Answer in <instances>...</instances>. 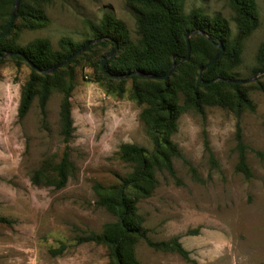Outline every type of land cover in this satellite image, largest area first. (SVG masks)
<instances>
[{"label":"rangeland","instance_id":"1","mask_svg":"<svg viewBox=\"0 0 264 264\" xmlns=\"http://www.w3.org/2000/svg\"><path fill=\"white\" fill-rule=\"evenodd\" d=\"M254 1L258 25L243 41L241 62L232 69L240 79L253 76L255 52L264 40V0ZM195 7L226 18L234 33L227 0L182 2L184 12ZM43 10L48 22L30 29L19 27L17 44L45 37L56 48L61 36L82 42L89 38L85 20L95 23L105 11L123 21L135 37L134 10L124 0H51ZM27 74L26 64L17 69L6 60L0 66V216L11 220L9 224L0 222V264H105L108 256L104 245L75 243L74 235L83 230L99 231L104 222L114 221L113 215L95 205L92 187L95 183H115L130 170V165L118 158L120 143L151 150L146 127L138 117L142 105L129 98L128 79L117 96L113 90L107 91L104 81L92 80V68L80 61L74 67L72 132L67 142L73 170L59 189L33 184L31 172L45 162H58L65 143L59 132L60 94L56 91L46 101L44 124L36 98L17 120L19 89ZM262 75L243 83L253 110L243 109L238 118L217 105L204 107L202 115L191 110L180 112L171 140L203 182L193 180L187 164L175 158L173 168L179 183L164 171L156 172L158 184L150 196L137 200L136 212L151 240L176 236L187 251V259L137 240L135 256L142 264H264ZM259 78L260 86L252 85ZM236 122L242 143L250 148L245 152L251 173L248 179L234 170Z\"/></svg>","mask_w":264,"mask_h":264},{"label":"trees","instance_id":"2","mask_svg":"<svg viewBox=\"0 0 264 264\" xmlns=\"http://www.w3.org/2000/svg\"><path fill=\"white\" fill-rule=\"evenodd\" d=\"M51 0H18L14 20L7 33L0 37V54L7 51L18 52L0 57V66L10 60L15 68L26 64L28 74L20 86L16 107V118L21 120L29 109L34 98L42 124L45 123V104L50 94H60L58 105L59 132L65 143L58 162H45L31 172L33 184L53 186L59 189L64 186L73 165L69 160L67 142L72 132L70 116V96L74 86V67L79 62H86L93 70L92 80L103 83L107 91H114L120 96L124 91L126 79L129 84V98L142 105L138 114L146 127V133L152 143L151 150L134 143H120L117 146L118 158L130 165V170L117 177L115 183L93 184L96 195L95 205L115 217L114 221L104 222L99 231L83 230L74 235L75 243L92 242L104 245L108 261L105 264H142L135 256L137 240L163 252H175L187 259V251L181 246L176 236L167 240H151L142 227L143 218L136 212V202L151 195L158 181L156 172H166L176 178L173 159H180L187 164L193 180L203 182L195 169L183 158L171 135L176 130V121L182 110H191L203 114L204 107L217 105L233 111L236 118L243 109L253 110V103L247 95L246 85L215 80L203 84L198 82L197 74L205 63L218 51L215 43L222 46L221 55L201 72V80L209 81L215 77L237 78L232 71L241 62L242 45L245 38L257 27L258 14L254 0H227L232 10L231 20L235 31L231 34L226 18L215 13L208 15L200 8L182 10L183 0H124L133 10L135 37L132 38L123 21L105 11L97 22L85 20L89 38L82 42L61 36L57 47L52 48L45 37H36L23 45L15 42L16 30L19 27L28 29L45 25L48 18L43 7ZM14 0H0V33L6 26ZM19 20L15 24V20ZM191 30L195 32L188 37L189 53L186 60L184 36ZM202 31L210 37L199 34ZM106 37L116 42V49L105 60V73L100 62L112 47L108 39L99 40L64 65L49 73H40L29 67L22 55L36 68L45 69L62 61L70 53L96 37ZM108 46V48H107ZM108 49V50H107ZM102 52V53H101ZM174 56V67L166 79H151L138 75L112 78L108 75H120L139 70L156 75L165 74L171 66ZM256 67L251 75L264 67V40L255 52ZM264 78V74L261 76ZM260 78L252 85L260 86ZM235 148L237 159L234 170L241 173L244 179L251 176L245 161L246 149L240 138L236 122ZM210 162L215 161L205 146ZM0 222L9 224L10 219L0 216Z\"/></svg>","mask_w":264,"mask_h":264},{"label":"water","instance_id":"3","mask_svg":"<svg viewBox=\"0 0 264 264\" xmlns=\"http://www.w3.org/2000/svg\"><path fill=\"white\" fill-rule=\"evenodd\" d=\"M17 3H18V0H14V3H13V7H12V10H11V13H10V16H9V19L6 23V26L4 27V29L1 31L0 33V37H2L3 35H5L8 31V29L10 28L11 24H12V21H13V18H14V15H15V9H16V6H17ZM195 32V30H191L189 31L188 33L185 34L184 36V39H185V46H186V54L185 56H183L181 58V60H186V58L188 57V53H189V44H188V37L189 35L193 34ZM199 34H202V35H205L202 31H198ZM207 40H211L210 37L208 35H205ZM103 39H108L109 41H111L112 43V47L111 49L109 50V52L102 58L101 62H100V66L102 68V70L107 73V71L105 70L104 68V62L105 60L114 52V50L116 49V42L112 39H109V38H106V37H96V38H93L91 40H89L88 42H86L85 44H83L81 47H79L77 50H75L74 52L70 53L68 56H66L62 61L48 67V68H45V69H38L36 68L34 65H32L23 55V59L24 61L29 65V67L35 69L36 71L40 72V73H49L51 72L52 70L64 65L67 61H69L71 58H73L74 56L78 55L79 53H81L82 51H84L87 47H89L90 45H92L93 43L99 41V40H103ZM215 47H217L218 51L213 55V57L207 62L205 63L202 67H200L199 71H198V74H197V79H198V82H201L203 84H206V83H210V82H213L215 80H222V81H226V82H232V83H246V82H250L251 80H253L256 76H259V75H262L264 74V67H262L256 74H254L253 76L247 78V79H240V78H221V77H215L209 81H204V80H201V72L208 66L210 65L213 61H215L222 53V46L221 44L219 43H215L214 44ZM12 54H19L18 52H5L3 54H0V57H5V56H9V55H12ZM173 67H174V56L172 58V63H171V66L170 68L168 69V71L163 74V75H156V74H152V73H146V72H142V71H139V70H133V71H130V72H126V73H123V74H118V75H113L111 73H108V75L112 78H121V77H127V76H131V75H138V76H142V77H146V78H151V79H160V80H163V79H166L168 77V75L171 73V71L173 70Z\"/></svg>","mask_w":264,"mask_h":264}]
</instances>
